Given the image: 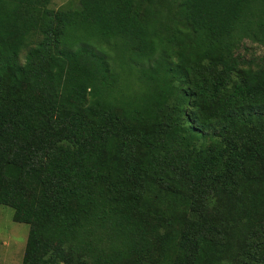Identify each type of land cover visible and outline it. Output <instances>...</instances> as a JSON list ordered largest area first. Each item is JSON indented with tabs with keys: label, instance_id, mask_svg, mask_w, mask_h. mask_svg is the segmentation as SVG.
I'll list each match as a JSON object with an SVG mask.
<instances>
[{
	"label": "trees",
	"instance_id": "1",
	"mask_svg": "<svg viewBox=\"0 0 264 264\" xmlns=\"http://www.w3.org/2000/svg\"><path fill=\"white\" fill-rule=\"evenodd\" d=\"M54 1L0 0L22 264H264V0Z\"/></svg>",
	"mask_w": 264,
	"mask_h": 264
},
{
	"label": "rangeland",
	"instance_id": "2",
	"mask_svg": "<svg viewBox=\"0 0 264 264\" xmlns=\"http://www.w3.org/2000/svg\"><path fill=\"white\" fill-rule=\"evenodd\" d=\"M73 1L78 0H55L52 8L57 10ZM247 49L242 50V54L247 59H256L261 63L264 57V47L246 42ZM23 53L22 56H24ZM14 210L11 207L0 205V264H22L27 240L30 232L28 224L17 223L13 220Z\"/></svg>",
	"mask_w": 264,
	"mask_h": 264
}]
</instances>
